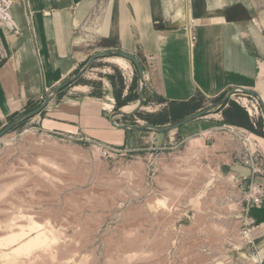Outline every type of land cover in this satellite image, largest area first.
Instances as JSON below:
<instances>
[{
	"label": "rangeland",
	"instance_id": "374dc122",
	"mask_svg": "<svg viewBox=\"0 0 264 264\" xmlns=\"http://www.w3.org/2000/svg\"><path fill=\"white\" fill-rule=\"evenodd\" d=\"M9 13L14 20L17 5ZM121 68L110 58L97 59L81 77L82 85L57 92L39 115L0 139V264H259L251 258L263 249L243 235L249 176L233 177L226 161L211 159L212 150L198 137L146 130L137 133L134 147L125 148L104 144L98 135L82 131V123L52 129L51 116L71 102L88 96L105 102L114 93L121 100L134 97L139 88L135 67L128 62ZM227 102L206 117L223 120L230 102L241 107L257 124L256 134L248 131L257 145L247 142V148L261 157L263 167L259 104L239 92ZM41 103L29 104L23 113ZM145 103L121 124L150 125L144 119L158 121L170 108L150 113L143 110ZM113 106L112 113L115 100ZM101 146L109 148V156L101 155ZM13 234L19 242L42 234L45 243L14 253L1 242Z\"/></svg>",
	"mask_w": 264,
	"mask_h": 264
},
{
	"label": "crops",
	"instance_id": "0c3cea01",
	"mask_svg": "<svg viewBox=\"0 0 264 264\" xmlns=\"http://www.w3.org/2000/svg\"><path fill=\"white\" fill-rule=\"evenodd\" d=\"M17 14L13 21L21 28L20 36L0 26V130L39 102L45 90L104 51L126 52L140 61L148 101L143 110L150 113L202 99L199 111L239 88L256 92L264 103V0H25L17 5ZM190 20L197 37L193 48L185 29ZM118 60L128 68L121 58H110V63L121 68ZM106 100L88 96L81 103L71 102L55 111L50 125L64 131L82 123V131L98 135L106 145L134 147L141 131L113 127L109 116L114 99ZM134 103L120 110L129 112ZM171 133L198 137L212 150L211 159L226 161L233 177L250 175L238 159L249 149L247 129L204 116ZM257 139L264 155V141ZM257 181L264 184V176ZM247 218L253 223L252 240L264 250V201L249 208Z\"/></svg>",
	"mask_w": 264,
	"mask_h": 264
},
{
	"label": "water",
	"instance_id": "95a60500",
	"mask_svg": "<svg viewBox=\"0 0 264 264\" xmlns=\"http://www.w3.org/2000/svg\"><path fill=\"white\" fill-rule=\"evenodd\" d=\"M111 57H120L126 61H128L130 64H133L135 67V70L137 72V79H138V92H137V101H136V106L133 110L130 112H123L121 110L115 111L110 114L109 116V122L110 124L118 129L121 130H129V131H152V132H158V133H169L171 131H175L181 126L199 119L201 117H204L209 114L214 109H217L221 107L228 99H231L232 95H234L237 92L242 93L243 95L249 96L257 101V103L260 106V110L262 111V117L264 119V103L263 100L261 99L260 95L257 94L256 92L246 90V89H235L231 90L222 100H220L217 103H213L211 106L199 110L195 112L194 114L187 116L186 118L180 120L179 122L171 125V126H166V127H158V126H152V125H126V124H118V120H124L126 118H130L135 116V114L142 109V103L144 101L143 95H144V89H145V82H144V74L143 70L141 68V65L139 63V60L134 56L126 52L122 51H104V52H99L96 54H93L85 63V65L72 77L64 80L62 83H60L58 86L54 87L52 91L49 94H46L42 97V103L36 107L35 109L25 112L18 117H16L14 120L9 122L6 126H4L0 130V139L8 133L11 129L16 127L20 122L32 118L36 115H39L43 110L46 109V107L51 103L53 100L54 96L56 95L57 92L60 90L64 89L65 87H68L76 82L77 79L81 78L84 76L85 72L89 69L90 65L96 61L99 58H111Z\"/></svg>",
	"mask_w": 264,
	"mask_h": 264
},
{
	"label": "built area",
	"instance_id": "2783aa9c",
	"mask_svg": "<svg viewBox=\"0 0 264 264\" xmlns=\"http://www.w3.org/2000/svg\"><path fill=\"white\" fill-rule=\"evenodd\" d=\"M25 0H0V26L3 27L8 32L15 36L21 35V28L18 27L10 16V9L14 5L22 6ZM194 21L190 22L186 26L188 34V46L193 48L197 40L196 34L194 32ZM234 96V95H232ZM253 103H251L252 105ZM247 142V140H246ZM99 151L103 157L109 156V148L101 146ZM238 159L243 162L244 165L248 166L250 169L249 175V185L246 193V213H248L249 208L257 207L259 208L264 201V184H260L257 181L258 177L264 176V166H261V157L255 152H251L250 149H245ZM252 222L246 219V228L243 230V235L247 239L251 236ZM261 253V260L259 264H264V250L259 251ZM257 253V254H258Z\"/></svg>",
	"mask_w": 264,
	"mask_h": 264
},
{
	"label": "trees",
	"instance_id": "16d2710c",
	"mask_svg": "<svg viewBox=\"0 0 264 264\" xmlns=\"http://www.w3.org/2000/svg\"><path fill=\"white\" fill-rule=\"evenodd\" d=\"M139 63H140V61H139ZM131 65H133V64H131ZM140 65H141V63H140ZM141 68L143 70L142 65H141ZM135 73L137 75V72H135ZM106 78L112 84L111 76H107ZM74 84L75 85H82L83 82H82L81 78H79L76 80V82ZM84 85H86V84H84ZM62 90H60V91H62ZM92 97L99 98L100 95L99 96L98 95L97 96L92 95ZM113 98H114L115 103L117 105V107H116L117 111L120 110L121 108L129 105V103L136 102L138 99L137 93L134 97H132L130 94H128L125 96V98L123 100L120 99L119 94L114 93ZM144 98H145V92L143 95V99ZM223 98H224V96L220 97L218 100H222ZM194 100L195 99H193L187 103H184V104H171L170 108L168 109V112H165L163 116L159 117L160 120H158V121L150 122V121H148V119L147 120L144 119V120L149 122L150 125L158 126V127H164L165 125H168L171 123L175 124V123L179 122L180 120L186 118L187 116L194 114L195 111H197V109L201 108L202 99H198V103L195 102L196 100L195 101ZM218 100H216V101H218ZM227 104H228V102L226 101L222 105V107L224 105H227ZM145 105H146V103H145V101H143L142 106H145ZM36 107H34V109ZM222 116H223L226 124L234 125V126H238V127H243L245 129H247L248 131H250L251 133L256 134L254 127H256L257 124L252 122L251 118L248 117L246 112L241 107H239L237 104H235L234 102H230L229 107L222 111ZM14 119H12V120H14ZM127 119L128 118H126L124 120H127ZM259 135L264 137V134H259Z\"/></svg>",
	"mask_w": 264,
	"mask_h": 264
},
{
	"label": "bare ground",
	"instance_id": "6f19581e",
	"mask_svg": "<svg viewBox=\"0 0 264 264\" xmlns=\"http://www.w3.org/2000/svg\"><path fill=\"white\" fill-rule=\"evenodd\" d=\"M111 58H120V57H111ZM118 62H120L119 63L120 64L119 66H121L123 68L125 67V62L124 61L118 60ZM135 106H136V102L130 107V109L128 108L126 111L133 110L135 108ZM251 108L252 109H256V107L254 105H252ZM252 136H253L252 134L248 133V135H247V142H248V144L251 142L252 145H253V147H254L257 144L255 143V140L252 138ZM263 141H264V139H263ZM251 143H250V145H251ZM34 229L37 230L36 228H34ZM249 238H251V236ZM19 239H20V237H18V235H14L13 234V235H11V237L9 236V238H7L6 240L4 239V241L3 240L1 241L2 242V245H3L2 247H4L7 250H11L14 253H16V252L17 253L18 252H24V253H26V252H28L30 250V248L32 249L33 246L36 247V245L39 246L40 244L42 245V244L45 243L44 240L42 239V234H36L34 237H29L27 240H25L23 242H19ZM261 251H263V250H261ZM260 260H261V253H258V254H256L255 256H253L251 258V261L252 262H258L259 263Z\"/></svg>",
	"mask_w": 264,
	"mask_h": 264
}]
</instances>
